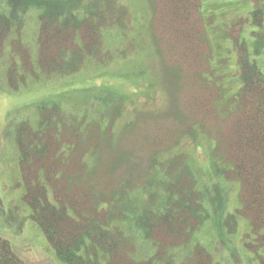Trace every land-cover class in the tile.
<instances>
[{
	"label": "rangeland",
	"instance_id": "374dc122",
	"mask_svg": "<svg viewBox=\"0 0 264 264\" xmlns=\"http://www.w3.org/2000/svg\"><path fill=\"white\" fill-rule=\"evenodd\" d=\"M114 1L126 11L123 31L115 27L101 29L100 35L77 31L49 35L43 57L52 62H59L65 47L76 46L78 53L85 54L82 37L92 36L98 42L93 52L98 57L90 58L77 72L46 76L38 70L39 10L33 6L25 9L21 24L3 41L0 236L26 264H60L44 233L29 217L28 206L21 202L24 187L15 141L16 126L22 121L37 126L42 102L45 110L59 103L67 123L80 121V146L94 144L96 158L88 159L87 165L95 167L99 177L90 180L99 193L107 184L104 193L112 191L117 198L109 209L116 218L114 224L137 247V258L150 256L160 244L169 253L181 248L182 264H192L189 251L193 247L206 249L219 264H257V253L262 254L264 245L255 247L247 219L255 220V212L245 208V216L237 208L247 201L239 182L242 178L254 188L256 181L264 183L258 165L264 157L259 153L252 159L255 152L252 155L251 148L244 149L250 132L244 128L246 120L255 126L263 94L256 84L245 85L252 93L237 94L244 78L237 63L243 49L236 39L239 34V44L264 73V41L255 35L252 13L256 6L264 13V0H202L199 13L205 24L196 35L192 18L183 12L190 6L188 0ZM75 15L89 18L83 11ZM18 39L21 47L12 46ZM11 50L18 52L15 62L20 70L21 53L30 55L29 70L33 69L23 73L14 87L6 79ZM85 133L91 134L93 142ZM236 159L245 170L234 169L231 160ZM246 166L252 168L248 175ZM121 189L123 196L118 198ZM250 190L248 197L262 198V189ZM167 194L171 204L177 195L197 200L205 213L199 227L194 226L195 216L190 219L174 208L175 202L167 208L172 212L165 221ZM15 206L20 208L22 222L15 210L9 215ZM228 213L235 215L236 223L229 215L227 226L219 221ZM135 233L144 239L137 241ZM119 259L123 260L118 253L115 260Z\"/></svg>",
	"mask_w": 264,
	"mask_h": 264
},
{
	"label": "trees",
	"instance_id": "16d2710c",
	"mask_svg": "<svg viewBox=\"0 0 264 264\" xmlns=\"http://www.w3.org/2000/svg\"><path fill=\"white\" fill-rule=\"evenodd\" d=\"M188 1L190 6L189 8H183V12H185V16L192 18L194 34L196 35L199 32V26L201 27L202 23L205 24V20L203 22L199 13L202 0ZM31 6L39 10L37 68L46 76L77 72L86 61H90V58L95 60L98 57L93 54L98 42L94 41L91 36L80 38V41L84 43L82 45L85 48V54L78 53L80 51L78 47L70 46L63 48L64 52L61 54L62 58L59 59V62L48 61L43 56L49 35H70V31H77L81 35H100L101 29L117 27L121 30V25L126 19L124 7L117 5L114 0H0V52L4 46V39L20 23V18L25 9H29ZM80 11L87 13L89 18L77 17L75 14ZM252 13L256 21L255 35H258L264 41V32L260 31L264 29V13L257 6ZM94 16L96 20H94ZM239 37L238 34L236 45L243 50L241 60L237 63L243 69L244 81L243 89L237 94L251 92L253 89L246 88L247 84H256L259 92L263 94L260 97L262 101H258L260 109L257 113L258 119L255 117V126L246 120L244 127L245 130L250 131L245 137L244 149L251 148V154L255 152V158L252 159H256L259 153L264 157V73L256 62L249 58L248 51L239 44ZM14 45L15 47H21L19 39L15 44H12V46ZM15 56H18V52L11 50L9 53L11 61L6 69V79L12 87L17 85L16 81L18 82L23 77V73L33 70H29L32 67L30 55L20 54L22 58L21 70L15 62L17 61ZM26 56L28 60L25 58ZM73 59L75 65H73ZM30 62L31 66H29ZM57 104L52 103V105H48L52 108L45 110L44 107L47 106L42 102L39 106L37 126L33 128L27 124V121H22V124L16 126L15 141L19 152V172L24 187L21 202L28 206L29 217L44 233L60 264H182L180 259L181 248L175 247V251L169 253L166 250L167 248L162 247L160 244H156L155 251H152L150 256L137 258V247L134 248L130 244L131 237L114 224L116 218L109 208L117 198L113 197L112 191L111 193H104L108 191L107 184L103 189L99 188L101 190L99 193L96 189L97 185L90 180V178L94 179L95 176L99 177L95 167L92 168L87 165L88 159L94 160L96 158L94 144L85 143L83 147L80 146L82 136L79 135L80 128L77 123L80 122L79 119H73L72 122L67 123V117L62 115ZM247 119L251 120L248 117ZM90 135L85 133V137L93 142L94 139L90 138ZM239 146H242L241 142ZM231 161L234 169L238 171L245 170V167L242 168L237 159ZM258 165L262 166L264 172V159ZM246 170L248 175V173H251L252 168L246 166ZM239 182L241 183V191L245 192L244 198L247 201L244 207H238L237 209L245 216V208L248 211L255 212V220L247 219L249 220L250 234L253 236L251 240L254 241L256 246L249 245L258 249V245H264V183L260 184L259 181H256L254 188V184L250 180V183H248L242 178ZM99 183H101V180ZM250 188L254 190L262 189V192H260L262 198L257 201L256 196L255 199L248 197L247 193L252 190ZM215 190L217 191V187ZM184 191L186 192V189ZM122 196L121 189L119 197H117ZM166 199L167 201L163 207L165 221L167 220L166 216L172 212H168L167 208L175 202L174 208L181 210L182 214L186 213L190 219L195 216L194 226L196 228L203 222L204 209L196 203L197 200L188 196L185 198L177 195L171 204L170 199L172 198H169L168 194ZM181 200L183 201L179 204ZM12 210H15V214L20 215V221L22 222L19 206L9 209L10 216ZM229 215H232V220L236 223L235 215L232 213H228L227 220L226 217H223L219 222L223 224L225 222L228 226ZM139 224L144 225L142 224V218ZM140 229L143 230V227ZM135 236L137 241L144 239L141 234L138 237L135 233ZM262 248V254L257 253L259 257L257 258V264H264V247ZM118 253L123 259H119V262L115 260ZM189 254L192 257V264H219L213 261L210 253L202 247H193ZM0 264H26L12 250L9 241L1 236Z\"/></svg>",
	"mask_w": 264,
	"mask_h": 264
}]
</instances>
